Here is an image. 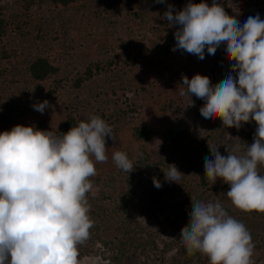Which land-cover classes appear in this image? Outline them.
Here are the masks:
<instances>
[{
  "label": "rangeland",
  "instance_id": "rangeland-1",
  "mask_svg": "<svg viewBox=\"0 0 264 264\" xmlns=\"http://www.w3.org/2000/svg\"><path fill=\"white\" fill-rule=\"evenodd\" d=\"M0 18V264H264V0H0ZM39 58L57 73L22 83ZM143 153L157 190L128 181ZM84 172L82 227L46 217Z\"/></svg>",
  "mask_w": 264,
  "mask_h": 264
},
{
  "label": "trees",
  "instance_id": "trees-1",
  "mask_svg": "<svg viewBox=\"0 0 264 264\" xmlns=\"http://www.w3.org/2000/svg\"><path fill=\"white\" fill-rule=\"evenodd\" d=\"M75 0H55L58 4L62 6H67L69 3L73 2ZM107 1V0H102ZM178 3L184 4L187 9L193 14H196V10H200L201 2L202 0H177ZM196 7V9H195ZM196 25H190L189 31H193ZM6 32V25L4 23V20L0 18V36ZM213 41L216 44H220L219 39H213ZM3 56H6L5 53ZM95 73L98 72V69L94 71ZM94 72L89 68L85 72L84 78H79V80L76 82L75 86L79 87L83 80H89L94 76ZM57 73V68L51 65L46 59L39 58L33 61H30L26 68V74L21 76L16 75L18 79L22 81V83H27V80L30 79L33 82H43L45 81L49 76ZM260 77L258 75H249L248 76V82L251 85L258 84V81ZM18 83V81H16ZM14 84V82L12 83ZM83 130V127L78 124L74 119L71 117L68 118V120L63 124L62 127V134L67 137H73L78 134H80ZM132 135L135 138L137 142H140L142 144H145L153 139L154 133L150 131V129L146 126H138L132 129ZM205 141H200V144L203 145ZM209 155L216 156L220 152V148L218 145L211 146L210 150H207ZM142 160H138V163L141 164L139 168L136 169L140 171V173H136L137 177H131L128 178V181H130V184L132 187L136 189H147L148 190H157V187H154L153 189V183H154V176L149 173V165L146 162V159L144 158V153ZM188 161L191 163V158L188 159ZM222 172V171H221ZM89 174L84 172L79 179L78 182L67 184L66 193L63 195L62 198L57 199L56 205H49L48 209L46 208L44 212L48 211L49 213L45 214L46 217H49L50 220L53 222L63 223V225L71 228H81L82 223H84V217L81 216V213L83 211H86L88 207L90 206V200L88 191L84 190L85 187L81 189L80 183H87L92 182V179L90 178ZM200 182L203 186L207 184L205 176L202 174ZM55 189H50L47 192L43 193L44 195H40L41 197H45L48 195H51L53 192H55ZM31 198H33L31 196ZM57 210V213L59 214V217L55 215V212ZM13 215V214H12ZM57 218V219H56ZM183 232L187 235H191L194 231L191 229L189 225H185ZM194 250H193V243L189 242L187 245H183L179 249L178 255L180 257H184L186 259H189V257L193 256ZM196 254V253H195ZM206 256H211V251H206ZM205 256V259H206ZM211 259V257L209 258ZM115 262L117 261L116 257H113Z\"/></svg>",
  "mask_w": 264,
  "mask_h": 264
}]
</instances>
